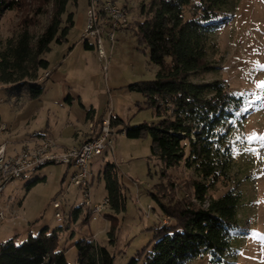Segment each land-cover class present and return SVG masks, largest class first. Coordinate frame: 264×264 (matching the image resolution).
<instances>
[{
	"label": "rangeland",
	"instance_id": "rangeland-1",
	"mask_svg": "<svg viewBox=\"0 0 264 264\" xmlns=\"http://www.w3.org/2000/svg\"><path fill=\"white\" fill-rule=\"evenodd\" d=\"M88 1L94 12L106 16V10L100 7L108 0H77L76 4H66L62 18L65 20L71 12L73 24L66 38L59 43L51 42L50 49L43 54L48 66L38 74L37 84L43 87V92L37 98L0 84V117L8 126L0 132V143H19L22 146L17 153H23L25 147L37 146L40 140L33 139V134L42 132L55 142L50 152L61 154L76 144L61 148L58 143H72L76 134L81 137L86 130L82 138H88L92 123L109 114L120 117L129 126L155 120L154 109L142 106V94L130 90L128 85L153 79L158 65L150 62L147 49H142L132 32L121 28L114 30L112 42L103 34V55L99 56L94 39L82 37L87 27ZM148 1L115 0L128 9L124 8L128 20L139 19L140 5ZM227 12L231 18L213 32L219 47L213 58L217 69L191 77L196 82L225 79L233 91L244 97V110L233 129L231 180L215 184L209 189L208 197H217L229 188L242 192L238 205L239 229L232 238L231 256L225 264H264V140L260 139L264 137V0H229ZM185 15L189 16L187 12ZM98 20L97 26H104V19ZM45 21L46 16H42V23ZM16 23L15 12L4 13L0 18V39L10 36ZM86 42L94 46L86 47ZM112 128L111 145L102 154L91 156L88 167L93 174L90 201L96 204L102 203L106 196L101 175L104 164L109 161L116 165L125 209L114 213L118 229L115 242L108 241L109 221L103 211L100 215L92 214L83 224H78L79 216L68 225V210L81 204L83 197L81 190L70 183L75 168L60 163H46L4 186L0 194V210L4 213L0 241L13 237L21 241L28 229L35 234L44 226L51 230L68 225L59 240L68 264H76L77 250L70 244L78 238L89 236L105 246L114 256L113 264H127L148 243L152 237L148 228L169 221L160 217L158 205L149 192L160 181L159 166L150 158L151 138L149 135L128 138L117 127ZM253 136L254 139H249ZM169 173L175 180V196L184 195L197 203L181 184L184 179L192 178L193 173L182 164ZM54 200L62 203L63 220L54 217ZM105 206L103 210L107 212ZM70 231L74 234L69 237ZM208 259L205 255L186 264H208Z\"/></svg>",
	"mask_w": 264,
	"mask_h": 264
},
{
	"label": "trees",
	"instance_id": "trees-1",
	"mask_svg": "<svg viewBox=\"0 0 264 264\" xmlns=\"http://www.w3.org/2000/svg\"><path fill=\"white\" fill-rule=\"evenodd\" d=\"M68 2L76 4L77 0H0V18L9 11L17 16L12 34L0 39L2 86L18 93L24 90L31 98L43 92L37 84L39 72L48 66L43 54L51 42L64 40L73 24L71 12L65 20L62 18ZM228 3L229 0H149L140 5L139 19L128 20L121 27L132 32L142 49H147L150 62L158 65L153 79L128 85L142 94V106L154 109L155 120L129 126L109 114V123L128 138L150 136V158L159 166L160 181L149 192L160 217L169 219L148 228L151 239L127 264H186L205 255L209 257L208 264H225L231 256L232 238L239 229L242 192L229 188L212 198L208 192L215 184L231 180L233 129L244 108V97L233 91L225 79H191L217 69L213 58L219 47L213 32L231 18ZM123 8L128 10L125 5ZM42 16H46L44 23ZM85 45L94 46L87 42ZM137 106L142 108L138 103ZM102 119L91 122L88 138L99 135ZM181 164L194 176L184 179L180 188L197 203L174 194L175 180L169 171ZM101 175L108 199V211L102 213L109 221L108 241L114 243L118 230L114 213L125 209V196L113 162L104 164ZM92 181L93 177L91 184ZM67 214L68 225L79 216L78 224L92 216L91 209L83 203L72 205ZM67 226L51 230L44 226L21 241L14 237L0 241V264H68L64 248L59 246L60 234ZM73 234L70 231L69 237ZM72 244L77 250L76 264H113L114 256L89 236Z\"/></svg>",
	"mask_w": 264,
	"mask_h": 264
},
{
	"label": "built area",
	"instance_id": "built-area-1",
	"mask_svg": "<svg viewBox=\"0 0 264 264\" xmlns=\"http://www.w3.org/2000/svg\"><path fill=\"white\" fill-rule=\"evenodd\" d=\"M89 3L87 15V27H84L82 37L93 38L94 44L99 46V56L103 55V34L112 42L114 40V30L124 27L128 23V17L125 9L119 6L115 1L108 0L105 6L101 9H106V16H99V12H94L91 9V2ZM97 19H104V26H97ZM46 73L44 76H47ZM7 124L0 122V132L7 130ZM114 132L109 123V115L102 119L101 129L98 136H92L82 140V143L68 147L67 152L63 154L50 153V146H56L55 142L44 137L40 139V143L34 148L25 147L24 153H17L14 156L7 155L5 151V143H0V159H3V166H0V194L4 186L19 178L24 172L31 169H36L46 163H60L65 166H73L75 171L70 177V183L81 190L83 197V205L91 209V213L100 215L108 199L104 197L102 203L91 204L89 195V184L91 180H84V173H89L88 159L95 154V150L101 144L111 145L112 140L109 136ZM52 206L55 209L54 217L60 220L63 207L59 200H54ZM4 218V213L0 210V222Z\"/></svg>",
	"mask_w": 264,
	"mask_h": 264
},
{
	"label": "crops",
	"instance_id": "crops-1",
	"mask_svg": "<svg viewBox=\"0 0 264 264\" xmlns=\"http://www.w3.org/2000/svg\"><path fill=\"white\" fill-rule=\"evenodd\" d=\"M89 127H90V124H88V129H89ZM8 128V127H7ZM88 130H86V131H84L82 134L84 135V133L85 132H87ZM34 136H33V139H41V138H44V137H48V136H46V135H44L42 132H37V133H35V134H33ZM83 135L81 136V137H79L78 136V134H76L75 135V137H74V141L72 142V143H69V144H64V143H58V145H59V147H61V148H63V147H68V146H71V145H74V144H77V143H80L81 141H82V139H84V138H82L83 137ZM88 137V136H87ZM21 146L22 145H20L19 143H10V145L9 144H5V150H6V153L7 154H10V155H13V154H16L19 150H20V148H21ZM90 171H91V169H90ZM91 175L93 176V174H92V172H91ZM24 176V175H23ZM28 233H31V230H27V234ZM27 234H26V236H27ZM25 236V237H26Z\"/></svg>",
	"mask_w": 264,
	"mask_h": 264
},
{
	"label": "bare ground",
	"instance_id": "bare-ground-1",
	"mask_svg": "<svg viewBox=\"0 0 264 264\" xmlns=\"http://www.w3.org/2000/svg\"><path fill=\"white\" fill-rule=\"evenodd\" d=\"M91 1H93V0H91ZM97 1V0H96ZM96 1H95V3H96ZM108 2V1H107ZM107 2H105L104 4H107ZM102 4V3H101ZM99 5V4H98ZM96 7H97V4H96ZM101 8V7H100ZM94 10V9H93ZM98 10V9H97ZM96 10V11H97ZM106 10V9H105ZM95 11V10H94ZM103 12V11H102ZM101 12V13H102ZM105 12V11H104ZM103 12V13H104ZM104 16H105V13H104ZM97 21H99L98 19H97ZM104 23V22H103ZM87 26V25H86ZM101 26H102V24H101ZM97 45V44H96ZM39 80V79H38ZM108 146V144H101V146L100 147H98V150H95V154H92V156H94V155H100V154H102V152L104 151V149L106 148ZM50 147H54V146H50ZM67 149V148H66ZM25 152V151H24ZM23 152V153H24ZM63 152H67V150H65V151H63ZM63 152L61 153V154H63ZM50 153H53V154H56V153H54L53 151L52 152H50ZM0 166H3V159H0ZM32 170H34V169H31V170H27V171H32ZM26 171V172H27ZM26 172H24V173H26ZM21 177V176H20ZM92 178H91V173H90V171H89V173H84V180H91ZM90 185L91 184H89V190H90ZM90 195V194H89ZM60 220H63V214L62 215H60Z\"/></svg>",
	"mask_w": 264,
	"mask_h": 264
},
{
	"label": "snow or ice",
	"instance_id": "snow-or-ice-1",
	"mask_svg": "<svg viewBox=\"0 0 264 264\" xmlns=\"http://www.w3.org/2000/svg\"><path fill=\"white\" fill-rule=\"evenodd\" d=\"M255 138V136H253V137H249V139H254ZM260 139L261 140H264V137H260Z\"/></svg>",
	"mask_w": 264,
	"mask_h": 264
}]
</instances>
